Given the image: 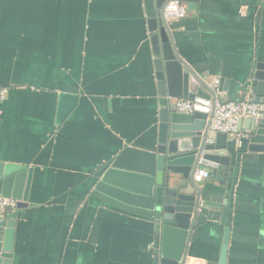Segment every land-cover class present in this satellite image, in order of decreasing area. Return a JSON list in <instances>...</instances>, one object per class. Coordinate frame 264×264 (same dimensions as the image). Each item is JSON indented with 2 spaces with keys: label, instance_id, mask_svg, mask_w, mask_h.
<instances>
[{
  "label": "crops",
  "instance_id": "obj_1",
  "mask_svg": "<svg viewBox=\"0 0 264 264\" xmlns=\"http://www.w3.org/2000/svg\"><path fill=\"white\" fill-rule=\"evenodd\" d=\"M184 5L183 19L165 20L180 59L216 88L224 79L221 100L252 99L246 86L264 65V0ZM147 20L143 0H0V87L8 91L0 162L32 169L7 264H153L152 219L94 190L95 174L123 149L156 145ZM227 145L222 180L199 167L210 177L196 184L187 258L218 264L227 230L226 264H264V152L248 140L236 146L227 137Z\"/></svg>",
  "mask_w": 264,
  "mask_h": 264
},
{
  "label": "water",
  "instance_id": "obj_2",
  "mask_svg": "<svg viewBox=\"0 0 264 264\" xmlns=\"http://www.w3.org/2000/svg\"><path fill=\"white\" fill-rule=\"evenodd\" d=\"M168 0H143L158 94V137L154 149L126 147L107 161L95 174V194L129 212L152 219L154 223L153 264H183L188 252L201 193L192 181L200 166L213 171L211 177L222 180L228 170L231 153L227 136L209 130L215 91L220 94L224 79L216 89L195 74L175 50L162 9ZM194 10L198 0H179ZM264 65L252 72L246 92L252 102L264 104ZM193 103L190 114L178 113L174 101ZM250 132L249 150L264 152V119H246ZM178 176V179L175 177ZM32 169L0 162V196L17 200L16 210L0 217V264L12 258L17 211L28 206ZM171 186V187H170ZM228 231H225L218 264H226Z\"/></svg>",
  "mask_w": 264,
  "mask_h": 264
},
{
  "label": "built area",
  "instance_id": "obj_3",
  "mask_svg": "<svg viewBox=\"0 0 264 264\" xmlns=\"http://www.w3.org/2000/svg\"><path fill=\"white\" fill-rule=\"evenodd\" d=\"M187 14L186 7L179 0H168L163 6L162 15L166 21H177L183 19ZM218 80L214 81L212 88L216 89ZM7 89L0 87V102L4 101L7 96ZM216 97L213 103L212 117L210 119L209 130L212 134L221 133L232 139L236 146H241L243 141L250 137L249 131H239L237 125L239 121L254 119L260 121L264 119V104H256L252 99L245 96L239 101H223L215 91ZM175 109L181 114H190L193 112V103L184 99L174 101ZM210 177V172L204 168H197L193 175L192 181L195 184L201 183ZM17 200L11 197L0 196V217L7 210L14 212L16 210ZM183 264H196L190 258H185Z\"/></svg>",
  "mask_w": 264,
  "mask_h": 264
}]
</instances>
